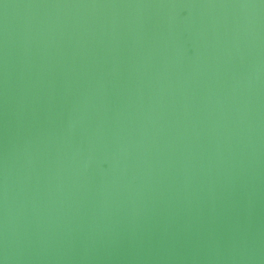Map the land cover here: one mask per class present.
Returning a JSON list of instances; mask_svg holds the SVG:
<instances>
[{"label": "water", "instance_id": "95a60500", "mask_svg": "<svg viewBox=\"0 0 264 264\" xmlns=\"http://www.w3.org/2000/svg\"><path fill=\"white\" fill-rule=\"evenodd\" d=\"M0 264H264V0H0Z\"/></svg>", "mask_w": 264, "mask_h": 264}]
</instances>
